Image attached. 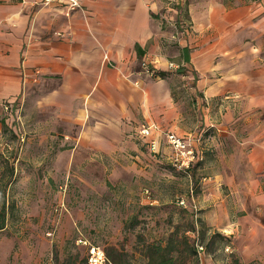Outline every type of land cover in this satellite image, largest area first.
<instances>
[{
	"label": "rangeland",
	"instance_id": "rangeland-1",
	"mask_svg": "<svg viewBox=\"0 0 264 264\" xmlns=\"http://www.w3.org/2000/svg\"><path fill=\"white\" fill-rule=\"evenodd\" d=\"M29 11L35 15L36 6ZM178 50L171 44L168 79L175 129L197 150L187 170L174 165L166 144L154 150L151 136H141L149 113L137 111L129 131L105 149L84 139L73 100L45 108L35 98L51 103L49 90L34 87L28 100L11 103L0 134V209H8L0 264H94V249L100 264H147L153 244L175 248L172 264H264V230L248 235L249 213L230 188L228 144L212 125L220 123L218 110L195 91L197 74ZM135 66L154 74L148 58ZM97 113L87 112V121Z\"/></svg>",
	"mask_w": 264,
	"mask_h": 264
},
{
	"label": "crops",
	"instance_id": "crops-1",
	"mask_svg": "<svg viewBox=\"0 0 264 264\" xmlns=\"http://www.w3.org/2000/svg\"><path fill=\"white\" fill-rule=\"evenodd\" d=\"M42 1L0 0V134L5 105L28 100L36 87L51 94V103L35 98L42 107L75 102L93 147L106 149L129 131L137 111L149 113L142 129L157 124L183 135L175 129L180 119L168 79L175 43L181 62L197 74L195 91L208 110H218L220 123L212 125L228 144L230 188L250 217L244 229L251 238L263 231L264 0H82L83 9L69 17L65 7ZM139 58L149 59L154 74L134 69ZM95 108L98 117L87 121ZM148 140L170 148L157 132Z\"/></svg>",
	"mask_w": 264,
	"mask_h": 264
},
{
	"label": "built area",
	"instance_id": "built-area-1",
	"mask_svg": "<svg viewBox=\"0 0 264 264\" xmlns=\"http://www.w3.org/2000/svg\"><path fill=\"white\" fill-rule=\"evenodd\" d=\"M42 5L45 7H65V15L71 16L73 12L83 9L82 0H43ZM108 59V56L106 57ZM7 113L11 111V104L5 105ZM153 132L165 135L168 145L170 146L173 156L174 165L180 170L191 168L197 158V150L194 147L192 138L179 135L175 132L165 131L157 124L145 126L140 134L142 137H150ZM151 145L154 150L157 149V141H152ZM96 250H93L92 263L100 264L99 259L95 256Z\"/></svg>",
	"mask_w": 264,
	"mask_h": 264
},
{
	"label": "trees",
	"instance_id": "trees-1",
	"mask_svg": "<svg viewBox=\"0 0 264 264\" xmlns=\"http://www.w3.org/2000/svg\"><path fill=\"white\" fill-rule=\"evenodd\" d=\"M180 72L183 71L179 70ZM162 78L168 76L166 72H156ZM4 125L5 121L3 120ZM7 215L8 209L6 207V203L0 209V230L4 229L7 225ZM175 248H172L170 244L166 247L162 245L153 244L148 247V262L147 264H172L173 262V255H174ZM105 264H121L115 259L108 260ZM234 264H243L240 263L238 260L234 261Z\"/></svg>",
	"mask_w": 264,
	"mask_h": 264
}]
</instances>
